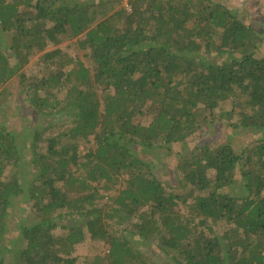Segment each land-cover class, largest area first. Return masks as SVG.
<instances>
[{"label": "trees", "instance_id": "1", "mask_svg": "<svg viewBox=\"0 0 264 264\" xmlns=\"http://www.w3.org/2000/svg\"><path fill=\"white\" fill-rule=\"evenodd\" d=\"M243 12L0 0V97L19 80L28 114L64 115L26 127L25 144L0 120V264H77L86 241L109 244L89 264H264V22ZM34 57L40 79L24 70ZM210 123L248 131L251 146L188 145ZM155 148L175 160L171 181L147 161Z\"/></svg>", "mask_w": 264, "mask_h": 264}, {"label": "rangeland", "instance_id": "2", "mask_svg": "<svg viewBox=\"0 0 264 264\" xmlns=\"http://www.w3.org/2000/svg\"><path fill=\"white\" fill-rule=\"evenodd\" d=\"M222 3H225L228 7L232 9H238L241 13H244L243 11H246V13L251 17H254L255 19H259V21L264 22V0H220ZM127 4V0H125V5ZM62 39L59 44L60 45H66L70 44L71 48L74 51H78V44L76 43V39H70L68 37L61 36ZM54 46H50V48H53ZM37 57H34L32 61L24 68L25 72L32 78L37 77L40 79L42 70L46 72L44 69V65L41 63L36 62ZM19 80H13L10 81L7 85L9 91L12 92V95L8 97V99H3L0 97V120L4 121L6 124H9L10 129H17L19 132V144H25V142L28 141V138L26 139L25 133L28 134L26 131V127L28 126H34L38 125L39 130H42L45 126H47V121L51 119H63V114H56L55 117H52L48 119L47 117H41L35 113L34 110L31 111V113L28 114L29 106L28 101L25 98L24 94L28 87L27 83L24 84H18ZM22 95H17L18 93H21ZM45 90H42L39 94L41 96L45 95ZM63 97V94L61 95ZM231 104V103H230ZM230 104L226 103L223 104L226 109L230 111ZM10 109L12 112L11 114H17L16 117L12 118L10 121L5 117V114L3 111L5 109ZM218 112V108L216 109ZM8 114V113H6ZM4 118V119H3ZM221 126L224 127L223 123H220ZM219 125H216L215 123H210L208 125H205L203 127V131L196 132L192 138L188 141V145H203V144H210L214 145L215 143H219L222 141H231L233 145L237 147L241 146V148H246L248 145H250L252 141V134L248 131H242V130H232V128H222L219 129ZM66 128V127H65ZM207 132V133H205ZM53 133V130H49V134L51 135ZM30 136V134L28 135ZM92 139V137L90 138ZM251 139V140H250ZM45 144L47 141L44 142ZM87 145H90L87 141H82L80 143V151L83 153L85 151V148ZM186 146V145H185ZM251 146V145H250ZM249 147V146H248ZM183 149L182 144H180L175 150ZM240 148V149H241ZM239 149V150H240ZM147 153V161L152 164V166L155 167V173L156 175L161 178L162 180H165L168 178L170 181L172 180L171 172L174 170L175 167V160L173 159V156H170L169 153L165 149H159L155 148L149 150ZM240 189L239 186H235ZM110 224L112 226H109V228L112 229V232L120 233V226L116 223L115 220H109ZM18 221H13L12 228L15 226L17 227ZM117 225V226H116ZM217 231L222 232V227H217ZM149 246V252L153 255V257L156 254H160L159 250H157L156 244L153 242H150L148 244ZM107 251H109V244H103L102 243H90L89 241H86L85 243L79 244L76 254L79 256V260H77V264H89L94 261L95 257L94 255H101L105 254ZM157 252V253H156ZM169 259V258H168ZM165 259V264L166 263ZM171 264H174L172 259H169Z\"/></svg>", "mask_w": 264, "mask_h": 264}]
</instances>
